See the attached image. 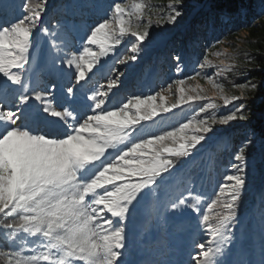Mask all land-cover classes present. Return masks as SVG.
<instances>
[{"label":"snow or ice","instance_id":"6c2138e0","mask_svg":"<svg viewBox=\"0 0 264 264\" xmlns=\"http://www.w3.org/2000/svg\"><path fill=\"white\" fill-rule=\"evenodd\" d=\"M183 7L107 0L82 30L92 0H0V264H129L150 215L178 232L195 223L201 238L181 264H233L242 199L257 173L264 183V130L246 129L237 142L228 129L250 120L264 77L249 74L264 66L247 67L256 62L247 52L241 63L229 37L260 16L210 34L197 27L191 52L172 54L174 75L158 91L113 100L119 66L136 63ZM108 58L111 75L93 85ZM38 69L46 79H34ZM230 74L244 77L228 81L239 95L222 82ZM173 88L167 104L162 93ZM177 109L190 115L172 125L164 114ZM208 164L218 174L211 192L197 184L196 169Z\"/></svg>","mask_w":264,"mask_h":264},{"label":"trees","instance_id":"16d2710c","mask_svg":"<svg viewBox=\"0 0 264 264\" xmlns=\"http://www.w3.org/2000/svg\"><path fill=\"white\" fill-rule=\"evenodd\" d=\"M92 2L97 5V9L84 13L81 25L82 30L83 23L92 19H98L103 15V7L107 5V0H92ZM151 2L154 5H166L168 0H151ZM63 3H68L71 6L74 0H50V6H59ZM183 12L184 15L178 19L174 26H168L163 31L165 32V37L169 38V41H165L163 46L158 50H155L158 42H154L153 45L150 42L149 50L141 56L142 59L131 64L132 67L125 71V75L121 78V86L117 91V95L113 97L114 101L122 100L133 94L148 95L152 91H158L168 81L169 77L174 75L172 54L187 56L191 52L190 43L193 40L194 31L197 27H199L201 32H208L210 34L213 30L220 31L239 25L242 22H251L254 17L260 16L256 27L241 29L230 36L229 40L232 41V47L239 52L241 63L245 59L244 53L247 52L256 57V62L247 67H256L257 64L264 66V15H262L264 14V0H184ZM44 19L46 21L49 20V16H45ZM156 33L162 32L157 29L154 30V35ZM253 40L255 43H252ZM257 50H259V54H257ZM38 51L42 52L41 49ZM209 59L214 60L211 55H209ZM108 68L109 66L92 78L93 85L106 83L107 77L111 75ZM206 71L211 73L214 69H206ZM41 75L39 78L43 79V74ZM249 75L255 77L253 82H258L264 77V72L254 71ZM243 79V76L238 77L230 74L228 79L222 80V82L226 85V90L229 94L239 95V91L232 89L228 81L234 80L239 83ZM198 82L204 83L203 80ZM254 95L255 99L249 103L251 114L247 125L240 126L234 124L228 129L229 135L234 141L238 142L246 129H255L258 134L264 130V87ZM174 112L175 115L164 114L172 125L190 115L187 111L181 112L179 109L174 110ZM208 147L209 145H205V149H201L203 153L202 159L206 164V149ZM223 159H227L226 155ZM219 171L222 172L223 168L219 167ZM196 173L199 177L197 184L202 185L205 191L211 192L218 175L217 171L211 164H208L203 171L197 168ZM260 184L259 188L246 191L242 199L240 207L241 223L237 229L236 240L228 257L233 264H262V261H264V207L261 204V196L264 194L262 193L264 183L261 181ZM149 221L152 225H161V228L164 229L162 232L163 237H169L171 240L174 238L172 236L184 239L183 244L187 257L188 252L192 251V239L201 238V234L196 229L195 223H186L185 229L182 232H178L176 229L172 232L170 230L171 223L164 224L162 221L156 223L154 215H151ZM149 228L147 227L145 231ZM167 260L168 258H160L158 264H163Z\"/></svg>","mask_w":264,"mask_h":264},{"label":"rangeland","instance_id":"374dc122","mask_svg":"<svg viewBox=\"0 0 264 264\" xmlns=\"http://www.w3.org/2000/svg\"><path fill=\"white\" fill-rule=\"evenodd\" d=\"M165 41L168 42L169 38L165 37V32H162V33H159L158 35L157 34L153 35V38L150 42H151V45H153L154 42H158L157 46H155L156 47L155 50H158L160 49V47L163 46ZM148 50H149V47H148ZM213 58H214L213 61L218 63V61H216V58L215 57ZM141 59L142 57H140V60ZM109 62L111 63V58L107 59L105 63V67H106V64ZM131 64L132 63H130L128 68L132 67ZM119 67L124 72L128 69V68L125 69L124 66L122 65ZM38 73L39 72L34 73V79L37 77ZM190 83L195 85L197 81H192ZM200 84L202 87L207 89V95L211 97L213 95L211 87L207 85L205 82L200 83ZM162 95L166 98L165 103L171 104L175 102L174 88L173 90L163 92ZM217 102L221 103L219 101ZM157 103H159V101H157ZM260 182H261V179H260L259 173H257L256 178L253 179V181H250L248 190L259 188L261 185ZM161 230L162 229L160 226H155L152 228L151 233L150 232H146L145 234L143 232L141 233L140 237L137 238L136 242L131 247V251L129 255L127 256L129 264H156V260L165 254L164 253L165 251H163V249L159 250V249H156L158 247H154L160 243H163V240L161 238V233H160ZM179 244H180V240H178V242L175 241L173 244H170L169 248L166 246L168 248L166 250H171L172 248V252L169 253L170 259L166 262V264H181L182 261H187L184 251L180 248ZM171 245L174 247H171ZM165 255L167 256L168 253H166Z\"/></svg>","mask_w":264,"mask_h":264}]
</instances>
